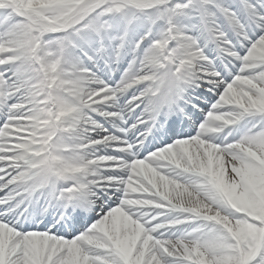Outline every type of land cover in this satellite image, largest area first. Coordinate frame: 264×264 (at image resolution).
<instances>
[{"label": "snow or ice", "instance_id": "snow-or-ice-1", "mask_svg": "<svg viewBox=\"0 0 264 264\" xmlns=\"http://www.w3.org/2000/svg\"><path fill=\"white\" fill-rule=\"evenodd\" d=\"M0 264H264V0H0Z\"/></svg>", "mask_w": 264, "mask_h": 264}]
</instances>
